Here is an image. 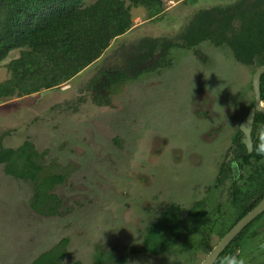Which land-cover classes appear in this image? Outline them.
Instances as JSON below:
<instances>
[{
    "label": "rangeland",
    "instance_id": "rangeland-1",
    "mask_svg": "<svg viewBox=\"0 0 264 264\" xmlns=\"http://www.w3.org/2000/svg\"><path fill=\"white\" fill-rule=\"evenodd\" d=\"M231 3L132 5L131 26L75 74L0 96V146L16 148L30 140L46 164L64 175L53 188L58 212L42 214L31 206V182L6 173L0 163V264H30L62 237L67 241L60 264H92L97 249L123 255L128 264L199 263L219 234L213 231L198 248L209 229L186 213L201 198L208 208L217 202L230 208V171L212 185L221 163L235 164L232 136L253 101L257 66L237 61L228 46L209 40L173 45L164 58L159 44L182 42L180 33L196 11ZM145 39L154 42L147 61L153 67L133 75L130 61ZM24 48L0 59V83ZM119 69L127 75L110 82L107 73ZM170 204L180 206L188 232L163 253L137 250L148 225ZM263 260L258 254L248 259Z\"/></svg>",
    "mask_w": 264,
    "mask_h": 264
},
{
    "label": "trees",
    "instance_id": "trees-1",
    "mask_svg": "<svg viewBox=\"0 0 264 264\" xmlns=\"http://www.w3.org/2000/svg\"><path fill=\"white\" fill-rule=\"evenodd\" d=\"M161 3L162 0H94L88 4L82 0H0V59L13 48L25 47L10 61V77L0 83V96L12 94L17 87L20 92H29L69 78L96 59L112 38L131 26L132 5L159 6ZM180 38L179 43L162 40L161 57L173 45L191 47L196 42L209 40L217 46H228L237 61L259 66L264 63V0H236L225 6L202 8L193 14ZM144 42L145 49L137 50L135 60L130 61L133 75L153 67L147 61L155 53L154 42L149 39ZM124 75L127 72L120 69L107 73L110 82ZM260 94L264 100V72L260 76ZM261 127H264V111L255 114L251 151L241 141L239 128L233 134L237 150L232 161L244 169L242 184L238 185L237 178H233L232 164L221 163L212 186L222 183L230 171V208L222 209L219 202L208 208L204 198L198 199L186 213L196 224L200 222L201 227L223 234L232 226L234 213H237L234 218L240 217L264 194V155L254 151ZM0 163H4L6 173L31 182L30 203L34 210L42 214L58 212L60 201L53 188L63 181L64 175L52 164H46L43 152L32 141L26 139L16 148L0 146ZM233 203L236 212H233ZM189 227L180 215V206L170 204L148 225L142 244L136 249L154 254L165 252ZM66 241V237L60 238L30 264H60L66 254ZM232 247L233 238L223 252L229 248L231 251ZM92 264L128 262L123 255L97 249Z\"/></svg>",
    "mask_w": 264,
    "mask_h": 264
},
{
    "label": "flooded vegetation",
    "instance_id": "flooded-vegetation-1",
    "mask_svg": "<svg viewBox=\"0 0 264 264\" xmlns=\"http://www.w3.org/2000/svg\"><path fill=\"white\" fill-rule=\"evenodd\" d=\"M254 101V98H253ZM251 106V105H250ZM247 112V111H246ZM241 121V120H240ZM240 123V122H239ZM239 126V125H238ZM239 128V127H238ZM241 131V130H240ZM242 132V131H241ZM252 134V133H251ZM242 137V134H241ZM253 140V139H252ZM233 170V178H237V180H243L244 176H242L241 173L244 172V169H239L236 165V168H232ZM242 184V182H241ZM238 184V185H241ZM264 196V194L257 200V202H255L253 205L250 206V208H248L247 211H249L252 207H254L259 200ZM253 199V198H252ZM250 203V202H249ZM237 207L236 205L233 203V212H236ZM246 212H244L241 216H243ZM237 213H234L233 215V224L241 217L238 218H234L235 215ZM232 224V225H233ZM231 227V226H230ZM229 227V228H230ZM188 232V231H187ZM187 232H183L180 233L185 234ZM213 231L209 230V231H205L203 234L200 235V237L198 238V241L196 242L197 247H201L200 245L202 243H204L211 235ZM226 232V231H225ZM224 232V233H225ZM218 233V232H217ZM223 233V234H224ZM219 234V238L223 235V234ZM235 237V238H234ZM217 240V241H218ZM232 240V239H231ZM230 240V241H231ZM216 241V242H217ZM229 241V242H230ZM228 242V243H229ZM227 243V245H228ZM226 245V246H227ZM261 245H264V208L258 212L255 216H253L234 236H233V247L232 250L230 251L229 249H227L225 252L224 249L226 248V246L218 253V255L215 257V259L213 260V262H211L210 264H221L220 261L225 257V256H229V255H235L237 253H239L245 260H246V264H252L248 261V259L254 258L256 254L258 255H262L264 257V248L261 247ZM214 246V244H213ZM212 246V247H213ZM212 247L206 252V254L212 249ZM172 247H169L168 249H170ZM193 250L196 248L191 247ZM167 249V250H168ZM223 252V254H221ZM163 253V252H162ZM154 254V253H153ZM206 254L203 256V258L206 256ZM221 254V255H220ZM202 258V259H203ZM202 259L199 261L198 264H200V262L202 261ZM260 261V260H259ZM256 264H264V260L261 262H256Z\"/></svg>",
    "mask_w": 264,
    "mask_h": 264
},
{
    "label": "water",
    "instance_id": "water-1",
    "mask_svg": "<svg viewBox=\"0 0 264 264\" xmlns=\"http://www.w3.org/2000/svg\"><path fill=\"white\" fill-rule=\"evenodd\" d=\"M264 72V63L257 66L253 72L251 84L253 89V104L248 108L247 112L241 119L239 123V129L242 131L241 141L245 144L248 151L253 148L252 140V128L255 118V114L258 111H264V100L261 99L260 94V76ZM232 168H236V164H232ZM264 208V196L259 200V202L247 211L243 216H241L214 244L212 249L206 254L202 259L200 264H210L213 262L218 253L227 245V243L233 238V236L258 212ZM211 254V255H210Z\"/></svg>",
    "mask_w": 264,
    "mask_h": 264
},
{
    "label": "clouds",
    "instance_id": "clouds-1",
    "mask_svg": "<svg viewBox=\"0 0 264 264\" xmlns=\"http://www.w3.org/2000/svg\"><path fill=\"white\" fill-rule=\"evenodd\" d=\"M235 0H233V3ZM239 127V126H238ZM258 142L255 145L254 151L259 154L264 155V127H261L257 131ZM264 248V245H261ZM211 255V254H210ZM221 264H246V260L239 254L225 256L221 260Z\"/></svg>",
    "mask_w": 264,
    "mask_h": 264
}]
</instances>
